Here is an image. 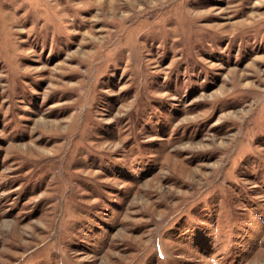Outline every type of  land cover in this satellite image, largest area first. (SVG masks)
Returning <instances> with one entry per match:
<instances>
[{"label":"rangeland","instance_id":"374dc122","mask_svg":"<svg viewBox=\"0 0 264 264\" xmlns=\"http://www.w3.org/2000/svg\"><path fill=\"white\" fill-rule=\"evenodd\" d=\"M0 264H264V0H0Z\"/></svg>","mask_w":264,"mask_h":264}]
</instances>
